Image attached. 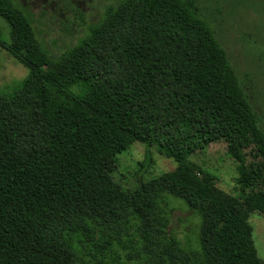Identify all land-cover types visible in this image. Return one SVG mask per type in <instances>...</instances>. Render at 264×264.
Listing matches in <instances>:
<instances>
[{
  "label": "trees",
  "instance_id": "obj_1",
  "mask_svg": "<svg viewBox=\"0 0 264 264\" xmlns=\"http://www.w3.org/2000/svg\"><path fill=\"white\" fill-rule=\"evenodd\" d=\"M194 3L121 0L53 57L29 15L0 0L10 26L0 45L27 68L0 90V264H94L82 257L88 245L99 260L124 242L141 264H264L249 222L264 214V130ZM222 139L238 162V196L189 160ZM134 141L176 167L146 179L141 163L127 191L117 154ZM252 143L262 164L250 169L243 149ZM169 194L200 216L199 249L169 236Z\"/></svg>",
  "mask_w": 264,
  "mask_h": 264
},
{
  "label": "rangeland",
  "instance_id": "obj_2",
  "mask_svg": "<svg viewBox=\"0 0 264 264\" xmlns=\"http://www.w3.org/2000/svg\"><path fill=\"white\" fill-rule=\"evenodd\" d=\"M26 12L34 33L48 53L55 57L75 46L90 28L98 23L109 5L121 0H12ZM200 14L210 23L217 39L228 54L241 87L258 115L264 130V0H194ZM0 40L10 41V26L0 16ZM27 74V68L0 45V90L9 92ZM247 166L261 167L262 158L252 143L243 149ZM120 170L116 180L123 190H133L142 174L141 163L147 168L142 177L151 178L173 170L176 161L161 154L155 146L139 141L132 142L117 154ZM199 168L212 173L217 185L231 195L238 196L241 184L237 181V161L228 154L227 142L222 139L211 142L189 156ZM263 186L258 180L253 188ZM246 188L245 192H249ZM162 208L169 218L167 231L188 251L200 247L201 218L188 208L183 199L165 195ZM252 237L258 256L264 261V214L253 212L249 216ZM134 230L129 237H136ZM126 238V237H125ZM130 244V243H129ZM127 242L117 244L105 257H92L88 247L82 257L94 264H141ZM132 244V243H131ZM93 247V246H92ZM91 247V248H92ZM92 253L97 254L93 247Z\"/></svg>",
  "mask_w": 264,
  "mask_h": 264
}]
</instances>
